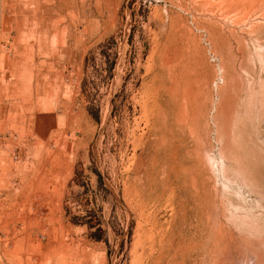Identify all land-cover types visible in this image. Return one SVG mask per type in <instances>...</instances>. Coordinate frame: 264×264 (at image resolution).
<instances>
[{
    "label": "rangeland",
    "instance_id": "rangeland-1",
    "mask_svg": "<svg viewBox=\"0 0 264 264\" xmlns=\"http://www.w3.org/2000/svg\"><path fill=\"white\" fill-rule=\"evenodd\" d=\"M21 261L264 264V0H0Z\"/></svg>",
    "mask_w": 264,
    "mask_h": 264
},
{
    "label": "bare ground",
    "instance_id": "bare-ground-1",
    "mask_svg": "<svg viewBox=\"0 0 264 264\" xmlns=\"http://www.w3.org/2000/svg\"><path fill=\"white\" fill-rule=\"evenodd\" d=\"M64 240H65V239H64ZM65 241H66V240H65ZM70 247H71V246H70ZM15 248L18 249L17 247H15ZM14 251H15V250H14ZM16 252L18 253V252H19V249H18ZM25 252H26V251H25ZM13 253H14V252H13ZM14 254H15V253H14ZM18 254H19V253H18ZM18 254L16 255V256H17L16 259H17V261L20 263V260H21V259L18 257ZM13 256H14V255H13ZM16 256H14V257H16ZM54 256H55V255H54ZM14 257H13V258H14ZM14 259H15V258H14ZM18 259H20V260H18ZM23 259H24V258H23ZM13 262H14V261H13ZM15 262H16V260H15ZM13 264H14V263H13ZM15 264H16V263H15ZM17 264H18V263H17ZM21 264H22V261H21Z\"/></svg>",
    "mask_w": 264,
    "mask_h": 264
}]
</instances>
